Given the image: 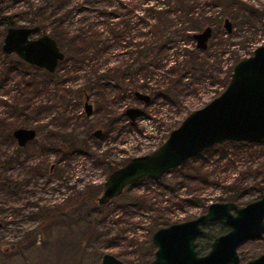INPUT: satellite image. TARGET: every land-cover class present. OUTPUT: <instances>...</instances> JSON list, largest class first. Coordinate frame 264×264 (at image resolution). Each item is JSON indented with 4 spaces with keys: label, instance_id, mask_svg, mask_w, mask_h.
Returning <instances> with one entry per match:
<instances>
[{
    "label": "rangeland",
    "instance_id": "rangeland-1",
    "mask_svg": "<svg viewBox=\"0 0 264 264\" xmlns=\"http://www.w3.org/2000/svg\"><path fill=\"white\" fill-rule=\"evenodd\" d=\"M33 1L41 4L44 0ZM77 1L79 0H73L71 5H75ZM111 1L99 0L100 7L110 11L112 8L108 6V3ZM243 1L253 6L255 10L253 12L243 10L240 14L229 17L232 21L230 32L226 31L223 21L219 25L215 23L211 25L213 33L208 41V52L206 51V56L204 55L206 60L204 59L202 63L207 73L186 74L185 79L180 83L182 88L174 103H168L160 97L157 100L150 98L149 105L144 107L146 114L137 119L134 124L122 120L116 125L118 132L114 130L109 134L105 133L100 139L89 134L90 125L97 127L107 121L108 117L116 114L121 106L143 108L144 105L127 96L123 103H114L106 110L101 109L102 106L97 104L98 107L94 106L92 114L87 116L84 103L86 100L89 103L97 101L98 95L92 92L85 99L78 95L76 90L79 85L86 82V79L83 76L66 81L65 69L66 71L70 69L68 62L69 65L66 63V68L63 65L57 67L51 80L48 79L50 82L47 90L36 98L37 103L47 105L45 112L35 116L32 109L25 119L15 115L8 120L15 128L21 125L37 131L38 141L30 143L29 146L35 153L32 163L38 165L47 161L48 166L50 164L58 167L59 171H56L57 168L49 172L40 170L41 173L31 175V182L24 184L17 195L0 194V209H3L0 214V264H100L104 253L115 255L125 264H150L155 251L151 237L158 228L174 222L194 219L206 212L212 202H233L221 199H227L231 195L228 186L233 182H237L236 186H242L240 189L242 192L246 191L242 197H239L238 203L234 202L237 206L246 205L248 201L260 196L259 189L264 191V145L256 142L255 145L247 147L245 144L226 140L229 142V150L235 152V147L241 148L244 154L236 156L237 161L232 166L218 165L212 161V165L209 166L212 183L201 186L194 182L179 188L158 189L162 178L174 177V180L179 178L178 175L183 171L184 165H190L185 161L172 167L158 179H139L134 183L136 196L151 199L145 201V207L134 206L118 196L102 206L104 210L99 208L102 215L97 219L88 215V210L93 206L94 199L101 193L102 183L111 169L114 170L130 158L148 154L160 146L171 130L178 127L191 111L201 108L222 92L226 87L234 62L242 56L252 55L253 50L264 43V0ZM3 2L0 13L15 15L14 20L19 24L28 22L27 13L22 14L23 16L19 15L23 11H28L27 0H4ZM151 2L152 0H146L143 6L146 7ZM91 3L92 0H88V7ZM50 10L49 13L53 12L54 5L50 6ZM205 10L207 14L220 17L224 7L219 4H210L205 7ZM62 11L61 8L56 13ZM56 13L55 15H58ZM140 13L143 14L141 11ZM75 18L76 15L73 20ZM176 25L183 26L180 21H177ZM46 31L48 33L51 30L48 27ZM0 34L1 45L2 34H4L3 26H0ZM220 37L222 39L219 46L217 39ZM123 41L121 36L112 38L110 45L102 48L105 49L102 54L110 59L112 57V61L118 59V65L122 64L125 59L130 61L137 56V54L131 56L129 54L135 53L134 49L139 47L135 44L136 41L138 43L139 38L130 35V39L126 40L125 44ZM180 43H184L180 48L192 47L194 44L191 40L187 42L184 40ZM122 52L124 54L121 55ZM179 52L182 53V51ZM113 53H115L114 56H112ZM10 56L13 62L18 60L17 55ZM141 60L145 61V59ZM3 61L4 54L0 48V76L2 78L4 77L3 67L6 65ZM93 66H102V63L93 64L87 59V65L84 67L90 71ZM136 68L138 69V65L134 64L133 70ZM141 68L145 71V67ZM24 69L36 79L44 78V72L39 70L40 68L34 69L32 66L25 65ZM138 77V83L133 80L138 90L149 94L150 89H153L152 86L157 84L158 76L147 79L145 73ZM8 82L10 85L9 83L4 87L0 85V94L9 99L8 95L16 93L19 87L16 84L17 81L14 82L11 79ZM8 88L10 92L4 94ZM3 111L5 108L0 104V112ZM73 115H78L79 118L76 124L70 121L67 131H71L80 139H86L89 154L78 152L60 160L57 159L52 147H47L43 151L41 141L47 139L50 130L55 131L57 128L65 130V127H59V125L65 119L70 120L68 117ZM216 144L203 149L200 154L205 153L203 156L211 155L212 158L216 151ZM15 146V141L7 145L5 142L2 144V148H6L7 152H11ZM251 165L261 169L257 178L251 177L246 170ZM25 171V166L17 164L9 170V173L18 179ZM76 194L83 196L82 202H75ZM57 205L58 209L61 207L63 216L57 212L54 217L46 219L34 213L37 207L53 209ZM101 217L103 218L100 219ZM98 219L100 222H97ZM210 225L215 235L228 229L224 221H213ZM32 229L34 233L28 234ZM262 233L263 235L259 238H250L240 243L238 264H245L251 258L264 252V231ZM208 246L201 247L203 253L208 251Z\"/></svg>",
    "mask_w": 264,
    "mask_h": 264
},
{
    "label": "trees",
    "instance_id": "trees-1",
    "mask_svg": "<svg viewBox=\"0 0 264 264\" xmlns=\"http://www.w3.org/2000/svg\"><path fill=\"white\" fill-rule=\"evenodd\" d=\"M72 1L44 0L41 4L30 3L29 11L33 13L34 17L29 22L33 25H39L45 31L49 27L52 31L48 32L49 35L55 39L64 53V58L58 67L63 65L66 68L70 64V69L67 71L65 69V80H74L72 78L77 79L84 76L86 82L77 88L78 95L85 99L92 92H95L98 95V100L91 103L92 107H98L97 104H100L99 106H102L101 109L103 110H106L107 107H112L114 103H123L127 96L138 101L136 92L145 93L146 91H139L136 82L138 83L139 81L138 75H144L145 73L147 79L158 76L156 79L157 84L153 85V89L149 91L151 99L157 100L160 97L164 98L168 103L176 102V97L182 88L180 83L185 79L186 74L202 75L207 73L206 67L202 63L206 60L204 55L206 51L208 52V47L206 49H198L193 39V34L213 23L219 25L223 21L224 24L225 18L230 19L229 17L238 15L243 10H248L249 12L255 10L253 6H249L243 0H152L146 7L143 6L146 0H112L108 3V6L112 8L110 11L103 10L100 7L101 3H99V0H92L89 7L88 0H86V3L85 0H79L75 5H71ZM210 4L223 6V14L220 17L207 14L205 7ZM51 5H54V10L49 13ZM61 8L63 11L56 13ZM55 13L58 15H55ZM75 15L76 18L73 20ZM177 21L182 22L183 26H177ZM170 28L171 31H169ZM130 35L139 38L138 43L137 41L135 43L136 47H139L134 49L135 53L129 54V56L137 54L136 57L130 61L125 59L122 64L118 65V59L112 61V57L110 59L102 54L105 50L102 48L109 46L112 38L121 36L125 44L126 40L130 39ZM221 39V37L217 39V45L219 46ZM184 40L186 42L191 40L194 43L193 46L180 48L184 45V43L180 42ZM179 51H182V53ZM122 54L124 53L122 52ZM114 55L115 53L112 54V56ZM7 57L4 56L3 62V64H6L3 67L4 81H11V79L14 82L17 81L16 84L19 87V90L15 91L16 93L8 95L10 96L9 99L0 94V104L5 108V111L0 112V194L10 196L17 195L24 184L31 182V175L45 170H48V172L55 171L56 168L58 172L59 168H53V165L50 164L48 166L47 161L38 165L33 164L32 158L35 153L29 148L30 144L24 149L15 146L11 152H7L6 148H2L4 142L7 145L9 142L14 141L12 132L16 128L13 123L8 122L10 118L17 115L18 118L25 119L26 115L32 112V109L35 116L47 110V105L37 103L36 98L47 90L50 82L48 79L50 78L51 80L56 71L48 73L43 69H39L44 72L42 80L34 77L28 78L25 74L28 70L24 69L27 64L20 60L13 62L11 56L8 59ZM87 59L91 60L93 64H100L101 62L102 66H93L92 70L89 71L88 68L84 67L87 65ZM141 59H145V61ZM134 64L138 65V69L133 70ZM141 67H145V71H142ZM9 92L10 88L4 94ZM148 105L144 104L142 115L146 114L144 107ZM123 111L124 107L121 106L120 110L118 108L116 111V114L109 116L107 121L98 125L100 126L99 128L105 131L106 134L114 130L118 132L119 129L116 128V125L122 120H127ZM77 118H79L78 115H73L68 117L70 120L65 119L59 125V127H65V130H60V128L55 131L50 130L47 139L41 141L43 143L41 149L45 151V148L52 147L57 159L60 160L78 152L88 155L89 146L86 139H80L71 131H67V125H69L70 121L76 124ZM130 123L134 124V122ZM19 127L24 126L20 125ZM97 127L90 125L88 133H92V130ZM35 141H38V136ZM235 142L245 144L247 147L255 145V143L250 142L236 140ZM228 143V141L217 143L215 145L216 151L212 158L211 155L208 157L203 156L205 154L203 153L188 159L187 163H190V165H184L183 171L178 175L179 178H176V180H174V177L170 179L162 178L158 189L167 187L172 189L179 188L194 182L201 184V186L212 183L211 180L213 179H211L209 171L212 161H214V164L232 166L237 161L235 159L236 156L244 154L241 148L235 147V152L229 150ZM261 144L264 145V142ZM17 164L26 167V171L22 175L23 178L17 179L9 173V170ZM259 169L251 165L246 170L251 177L257 178L259 171H261ZM146 178L143 177L140 180H146ZM147 180H150V178ZM236 183L233 182L228 186L231 195L227 199L221 198L222 201L239 202V197H242L246 191L243 190L242 192L240 190L242 186H236ZM133 186L134 184L129 185L120 196L125 199V202H129L134 206L145 207V201H150L151 199L136 196ZM259 192V195L264 193L261 189H259ZM82 198V195L76 194L75 202H82ZM96 198L93 206L88 210V215L94 219L102 215V211L99 208L104 210L102 208L104 205H99ZM153 202L156 203V201ZM60 208L58 209V205L53 209H40L37 207L34 213L46 219L54 217L57 212L60 216H63L64 214ZM2 210L0 209V214ZM100 219L97 222H100ZM91 223L94 224L93 221ZM210 224H206L204 228L201 240L202 247L204 243L211 241L216 236L212 233L213 229ZM33 233L34 229L28 232V234Z\"/></svg>",
    "mask_w": 264,
    "mask_h": 264
},
{
    "label": "water",
    "instance_id": "water-1",
    "mask_svg": "<svg viewBox=\"0 0 264 264\" xmlns=\"http://www.w3.org/2000/svg\"><path fill=\"white\" fill-rule=\"evenodd\" d=\"M224 27L230 32L232 21L224 19ZM37 26L10 27L3 39L2 51L14 53L21 60L53 72L63 60L64 53L48 34L30 38L37 33ZM212 26H205L193 34L198 49L208 47ZM250 56H242L234 62L230 78L222 92L211 101L191 111L180 125L173 128L167 139L152 152L134 156L112 170L102 183L97 196L99 205H105L120 196L137 180L147 177L158 179L172 167L178 166L203 149L226 140L250 143L264 142V43L258 45ZM137 98L148 104L150 95L136 92ZM87 115L92 104L84 105ZM139 107H127L125 116L132 122L142 116ZM18 145L22 146L35 136L32 128L18 127L12 132ZM95 137L101 136L95 130ZM233 211V212H232ZM224 220L230 226L227 233L216 237L206 255H197L195 240L209 221ZM264 231V193L248 204L237 206L234 202H212L206 212L194 219L175 222L158 228L152 235L156 246L150 264H237V249L246 239L258 238ZM101 264H123L111 253H104ZM245 264H264V252Z\"/></svg>",
    "mask_w": 264,
    "mask_h": 264
},
{
    "label": "flooded vegetation",
    "instance_id": "flooded-vegetation-1",
    "mask_svg": "<svg viewBox=\"0 0 264 264\" xmlns=\"http://www.w3.org/2000/svg\"><path fill=\"white\" fill-rule=\"evenodd\" d=\"M4 0H0V12H1V9H2V4L4 3L3 2ZM6 2V1H5ZM30 3H33L34 4V1L33 0H27V2H26V4H27V10L28 11H23L22 13H19V15H21V16H23L22 14H25V13H27L28 14V16L26 17V18H28V22H25L26 24H19L18 22H16L15 20H14V18L15 17H13V16H15V15H3L2 13H0V26H3L4 27V34H2L3 36H2V41H1V45H0V48H1V51H2V44H3V39H4V37H5V34H6V32H7V29L8 28H10V27H20V26H27V27H34V26H37L38 28H39V31L37 32V33H32V35L30 36V38H32V39H34V38H36V37H38V36H40V35H43V34H48L49 35V33H47V31H45L42 27H40L39 25H33L31 22H29L30 21V19L31 18H33L34 16H33V13H31L30 11H29V5H30ZM34 36H36V37H34ZM50 36V35H49ZM0 37H1V34H0ZM58 44V43H57ZM60 47V46H59ZM60 49H61V47H60ZM62 50V49H61ZM63 51V50H62ZM2 53L4 54V56H10V55H12V54H14V53H10V54H7V53H4L3 51H2ZM15 55V54H14ZM18 57V56H17ZM18 60H20V61H22V62H24L25 64H27L28 66H32V67H34V69L35 68H40V67H37V66H35V65H31V64H29V63H27V62H25V61H23V60H21L19 57H18ZM4 62V61H3ZM61 62V61H60ZM59 62V63H60ZM59 63H58V65H59ZM58 65H57V67H58ZM57 67H56V69H57ZM40 69H43V68H40ZM55 69V70H56ZM43 70H45V69H43ZM54 70V71H55ZM45 71H47V70H45ZM53 71V72H54ZM48 73H53V72H49V71H47ZM25 74H26V77H28V78H30V77H32L31 76V73L29 72V71H26L25 72ZM9 82L7 81V80H5L4 81V77L2 78L1 76H0V85H2L3 87L4 86H6L7 84H8ZM9 85H10V83H9ZM87 98V97H86ZM138 99V98H137ZM138 101L140 102V100L138 99ZM84 105H85V103H84ZM125 109L126 108H124V111H125ZM92 110H93V107H92ZM91 110V111H92ZM123 111V112H124ZM85 114H86V112H85ZM91 114H92V112H91ZM87 115V114H86ZM87 116H90V114L89 115H87ZM124 116H125V114H124ZM126 117V116H125ZM127 118V117H126ZM126 121H128V118H127V120ZM25 127V126H24ZM25 128H30V127H25ZM95 130H100L101 131V136L100 137H96L97 139H100L102 136H104V134H105V131H103L101 128H96V129H93L92 130V136H94L93 135V133H94V131ZM34 131H35V136H34V138L33 139H31V140H29V141H27L24 145H22V146H20V145H18V143H17V140L13 137V139H14V141L16 142V147H18V148H22V149H24V148H26V147H28V145L30 144V143H32V142H34L35 140H36V138H37V131L34 129ZM95 137V136H94ZM87 154H89V152L87 153ZM53 168H54V166H53ZM262 195V194H261ZM260 195V196H261ZM259 196V197H260ZM258 197V198H259ZM258 198H256V199H258ZM255 200V199H254ZM251 201V200H250ZM249 202V201H248ZM248 204V203H247ZM243 206V205H242ZM189 220V219H188ZM219 221H224V220H219ZM181 222H184V221H181ZM213 221H209V222H207L206 224H208V223H212ZM225 222V221H224ZM175 223V222H174ZM174 223H171V224H174ZM206 224H205V226H203V232H204V228L206 227ZM226 224V223H225ZM170 225V224H169ZM227 226H228V229L226 230V231H222V232H220V233H218L215 237H213V239L211 240V241H209V242H207V243H204V246H207V245H209L208 246V251L207 252H204L203 253V248H201L202 246H201V238L203 237L202 236V234H203V232L200 234V235H198V238L195 240V243H196V245H195V250H196V252H197V255H206V254H208V252L211 250V248H212V246H211V244H212V242H213V240L216 238V237H218V235H220V234H224V233H227L228 232V230H229V228H230V226L228 225V224H226ZM166 226V225H165ZM161 228V227H160ZM263 234V233H262ZM261 234V235H262ZM153 235V234H152ZM261 237V236H260ZM152 238V237H151ZM259 238V237H258ZM247 240V239H246ZM245 241V240H244ZM198 242V243H197ZM243 242V241H242ZM241 242V243H242ZM152 244H153V242H152ZM154 245V244H153ZM155 246V245H154ZM203 246V247H204ZM201 249H200V248ZM239 248V247H238ZM155 250H156V246H155ZM154 253H155V251H154ZM263 253V252H262ZM237 254H238V249H237ZM261 255V254H260ZM259 255V256H260ZM115 256V255H114ZM239 256V255H238ZM258 257V256H257ZM118 258V257H117ZM255 258V257H254ZM119 259V258H118ZM121 260V259H120ZM153 260V259H152ZM239 260H240V256H239ZM251 260V259H250ZM122 261V260H121ZM249 261V260H248ZM123 262V261H122ZM152 262V261H151ZM150 262V263H151ZM238 263H239V261H238ZM237 263V264H238ZM100 264H101V262H100ZM123 264H125L124 262H123ZM226 264H233L231 261L230 262H228V263H226Z\"/></svg>",
    "mask_w": 264,
    "mask_h": 264
},
{
    "label": "bare ground",
    "instance_id": "bare-ground-1",
    "mask_svg": "<svg viewBox=\"0 0 264 264\" xmlns=\"http://www.w3.org/2000/svg\"><path fill=\"white\" fill-rule=\"evenodd\" d=\"M226 144V143H225ZM263 235V234H262ZM215 237V236H214ZM206 240V239H205ZM208 240V239H207ZM198 243V242H197Z\"/></svg>",
    "mask_w": 264,
    "mask_h": 264
}]
</instances>
